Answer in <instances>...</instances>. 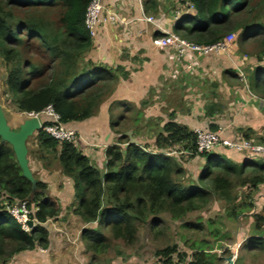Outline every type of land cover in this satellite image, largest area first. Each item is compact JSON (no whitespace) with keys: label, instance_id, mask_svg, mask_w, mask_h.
Returning <instances> with one entry per match:
<instances>
[{"label":"trees","instance_id":"trees-1","mask_svg":"<svg viewBox=\"0 0 264 264\" xmlns=\"http://www.w3.org/2000/svg\"><path fill=\"white\" fill-rule=\"evenodd\" d=\"M90 1L0 0V57L7 67L4 84L17 111L38 113L50 105L61 123L73 129L69 123L93 117L114 91L118 79L128 77L121 66L111 68L90 59L80 61L93 45L84 24ZM179 1L194 11L172 25L173 32L182 38L211 45L238 31V51L252 43L257 59L264 55V23L259 21L258 13L264 2ZM160 35L163 34L157 32L154 37ZM224 73L234 77L230 69ZM247 78L251 89L264 97V66L254 67ZM42 121L46 124L49 119L43 117ZM118 126L119 122L110 118V131L117 140L105 149L103 172L77 148L78 140L55 139L43 128L34 133L40 159L43 152L52 154L62 174L71 180L75 215L83 224L95 225L82 234L86 250L93 257L107 250V235L132 244L139 223L153 225L158 231L161 213L180 220L205 207L213 193L227 200L236 186L255 189L264 184V160L255 162L249 158L236 163L220 159L223 154L216 151L198 153L196 132L174 119L163 122L154 136L153 149L128 139ZM208 128L217 131L212 124ZM174 145L187 155L203 158L196 183L184 184L177 178L183 170L169 153ZM46 189V183L37 181L36 190H32L11 145L0 138V264H8L17 253L47 247L49 229L45 223L58 219L61 208L55 195L41 193ZM17 202H26L31 212L29 219L37 221L29 232L7 211V205ZM232 213L236 215V211L229 214ZM262 220L256 216L255 229L262 228ZM260 241L251 237L247 243L252 246ZM192 248L182 252L171 246L160 253L164 263H171L176 256L186 264H221L220 258L208 249Z\"/></svg>","mask_w":264,"mask_h":264},{"label":"rangeland","instance_id":"rangeland-1","mask_svg":"<svg viewBox=\"0 0 264 264\" xmlns=\"http://www.w3.org/2000/svg\"><path fill=\"white\" fill-rule=\"evenodd\" d=\"M159 2L164 8L165 18L171 20L172 25L179 22L183 15L194 12L190 5L179 0H159ZM254 2H264V0H254ZM259 9V21L264 23V6ZM106 23L110 22L107 20L100 24L96 37L99 35L100 28ZM161 33L163 35L152 39V44L155 38L166 36L167 33L178 35L173 32L172 28L162 30ZM238 33V31L233 33L235 34V41L232 43L237 48ZM155 47L165 53L171 52L169 55L165 54L166 60L169 61L166 62L164 67L166 74L162 81L163 86L158 87V92L150 87L146 98L138 101L137 106L130 102L121 101L118 104H113L109 111L112 118H114L113 120L119 122L118 130L127 134L128 139H132L139 145L148 144L152 146L154 136L160 130L163 122L170 119L181 121L180 123H184L193 131L209 129V123L207 124L204 119L207 116L206 114H209V107H205L207 103L202 97H200L199 102L195 103V98L189 88V82L194 80V76L183 72L184 68L182 67L179 68L180 75H177L176 67L172 62V58H174L176 63L177 56L174 47ZM227 52L228 50L224 53L227 54ZM240 52V56L245 55L248 57L247 63L244 65L237 64L240 69L242 68L246 72L244 74L245 78L251 74L254 67L264 66V56L260 60L257 59L255 44H246ZM212 54L215 53L203 56L206 57ZM228 55L234 56L235 54L229 53ZM86 56L87 54L80 61H85ZM252 57L253 59H250ZM229 65L232 66L231 61ZM6 71L7 67L0 57V109L8 125L16 130L20 125L18 124L19 121L23 122L28 116L26 112H19L15 109V104L6 91L4 84ZM228 127L232 128L231 133L227 132ZM234 127L232 125H221V130L218 132H221V135L227 138H244L240 130L234 129ZM244 132L247 133L248 130ZM34 136L35 134L31 135L26 143L29 169L37 182L40 181L38 179L41 176L39 173L43 171L40 166L49 163L48 169H45L48 173L46 178L53 180V184L49 185V182H47L46 192L41 191V193H55L59 196L57 200L60 202V217L55 221L49 220L45 223L49 229L47 247L41 248L38 246L32 250L17 253L10 258L8 264H166L160 250L171 246H177V249L182 252L192 251V246H202L216 254L220 258L221 264H226V259L229 257L232 260L231 264H264V186H262L264 184L255 189L247 186H236L227 200L220 194L213 193L205 207L187 213L180 220L172 219L167 213H161L157 224L160 228L158 231L153 229V225L139 223L137 236L132 244H126L121 239H113L110 235H107V250L93 257V253L86 250V241L83 239L82 234L84 230L95 225L83 224L75 215L73 210L76 204H74L73 190L64 187L67 181L71 182V180L64 176L62 172L61 176L57 177L58 164L52 154L43 152V158L40 159V154H37V143ZM244 139H249L248 141L254 145H264L261 140H258L260 138L254 136L253 133L248 134L247 138ZM262 139L264 140V138ZM116 140L117 136L115 135L114 142ZM151 149H153V146ZM211 151L223 154L220 159L224 161L230 160L239 163L240 161L235 158H240V154L244 155L243 157L246 160L250 158L242 153L243 151L240 152L221 144L215 145L209 150V152ZM169 153L183 170L182 176L177 178L184 184L196 183L198 173L204 163L203 158L187 155V152H184L179 145H174ZM256 157L264 159V154L254 155L253 158ZM254 161L259 162L260 160L257 158ZM248 205L251 206L247 208ZM10 210L7 209L9 213ZM234 211H236V215L229 214ZM256 216L263 218L260 230L255 229ZM185 224L191 226H185ZM251 237L261 238L262 241L260 242L262 243L248 246L247 240ZM172 258L173 261L181 263L180 258L176 256Z\"/></svg>","mask_w":264,"mask_h":264},{"label":"crops","instance_id":"crops-1","mask_svg":"<svg viewBox=\"0 0 264 264\" xmlns=\"http://www.w3.org/2000/svg\"><path fill=\"white\" fill-rule=\"evenodd\" d=\"M103 6V14L109 10L114 14L115 21L100 28L99 35L92 39L93 45L86 59L111 68L121 66L128 72V77L118 79L114 91L103 101L93 117L68 124L77 133V148L88 156L90 162L101 172L104 171L105 149L114 142L115 136L109 127L110 118L114 119L109 113L110 108L121 101L136 105L138 101L146 98L150 87L158 92V87L163 86L162 81L166 74L164 67L169 61L166 60L165 54L169 55L171 52L165 53L156 48L152 44V39L155 33L172 28V21L165 18L164 8L159 0H103ZM149 17L152 19L151 22L146 20ZM237 51V46L232 44L227 54L217 52L202 57L189 53L180 58L176 56V63L172 58V62L178 76L180 67L184 68L183 72L194 76V80L189 82V88L195 103L200 101V97L207 103L205 107H209V114L203 115L207 124L220 126L217 130H221V125H232L235 126L234 129L240 130L242 136L243 133L247 135L253 133L262 142L264 97L251 89L247 82L248 78L244 77L246 72L237 66L239 63L244 65L248 60V57L240 56L241 52ZM229 53L235 55L229 56ZM230 61L232 66L229 65ZM228 69L233 73V78L224 73V70ZM244 129L248 132H244ZM231 130V127L227 128L228 133H231ZM240 155V158L235 159L246 160L244 155ZM258 159L264 160L262 157ZM48 165L49 163L40 166L43 171L39 173L41 176L38 179L46 184L49 182L50 185L53 184V180L46 178L48 173L45 169H48ZM57 167V177H60L61 171L58 165ZM64 187L70 190L72 183L67 181ZM51 194L59 197L55 193Z\"/></svg>","mask_w":264,"mask_h":264},{"label":"built area","instance_id":"built-area-1","mask_svg":"<svg viewBox=\"0 0 264 264\" xmlns=\"http://www.w3.org/2000/svg\"><path fill=\"white\" fill-rule=\"evenodd\" d=\"M103 0H91L86 9L84 24L88 30L91 39L96 37L97 30L101 23L107 20L110 23L115 21V16L109 10L103 14L104 6ZM146 20L152 21L149 17ZM235 41V34L231 33L225 36L221 41H218L211 45H198L192 43L176 34L167 33L166 36L158 37L153 40V44L157 47H174L176 49L177 58L184 57L189 53H195L198 55H208L217 52H226ZM28 118L37 117L40 122L41 128H43L50 136L61 141L73 142L77 140L76 132L73 129L65 127L60 120L59 115L48 105L42 111L38 113H27ZM46 117L49 122L44 124L42 118ZM210 130H195L196 132V152H205L211 150L215 145L221 144L223 146L230 147L242 153H245L250 159L254 155L264 154V145H254L250 141L242 139H232L221 135V132ZM7 209L10 210V214L20 224L21 228L29 232L30 229L37 223L35 219H29L30 209H28L26 202H17L12 205H7ZM32 222V226L28 225V222ZM166 264H186L172 261ZM225 264V263H224ZM226 264H228L226 262Z\"/></svg>","mask_w":264,"mask_h":264},{"label":"water","instance_id":"water-1","mask_svg":"<svg viewBox=\"0 0 264 264\" xmlns=\"http://www.w3.org/2000/svg\"><path fill=\"white\" fill-rule=\"evenodd\" d=\"M40 128L39 119L37 117H31L24 119L18 128L14 130L8 125L6 118L0 109V138L11 145L18 166L22 171V176L31 182L33 191L36 190V180L33 178L32 172L29 169L26 143L28 138ZM28 225L32 226V222L29 221ZM226 261L228 264L232 263L230 257L227 258Z\"/></svg>","mask_w":264,"mask_h":264}]
</instances>
